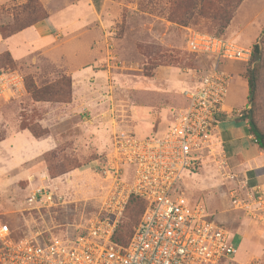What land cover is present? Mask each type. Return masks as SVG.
I'll return each instance as SVG.
<instances>
[{
    "label": "rangeland",
    "instance_id": "374dc122",
    "mask_svg": "<svg viewBox=\"0 0 264 264\" xmlns=\"http://www.w3.org/2000/svg\"><path fill=\"white\" fill-rule=\"evenodd\" d=\"M73 1L54 0L46 9L38 3L48 14ZM19 5H1L0 24L11 23ZM201 5L193 10L192 0H103L81 30L87 37L74 35L78 32L56 35L44 52L18 61L0 59V75L13 72L22 79L0 98V221L13 235L73 239L92 219L103 217L101 196L107 190L99 171L106 165L113 133L162 135L184 104L181 90L193 71L208 67L204 56L187 51V27L252 48L259 45L254 103L247 108L250 103L249 111L264 132V0H240L223 29L209 5L197 7ZM225 67L233 75L237 98L227 104L238 108L245 92L242 75L247 77L250 65L232 61ZM52 92L50 100L35 98ZM22 130L26 133L18 134ZM233 185L235 180L225 178L212 163L185 171L179 183L192 203H203L230 231L238 249L235 259L260 257L259 264H264V250L248 247L240 237L264 221L232 209L228 190ZM38 187L60 202L48 205L34 199ZM141 210V203L126 204L116 227L118 242L132 234Z\"/></svg>",
    "mask_w": 264,
    "mask_h": 264
},
{
    "label": "built area",
    "instance_id": "2783aa9c",
    "mask_svg": "<svg viewBox=\"0 0 264 264\" xmlns=\"http://www.w3.org/2000/svg\"><path fill=\"white\" fill-rule=\"evenodd\" d=\"M186 49L204 56L208 67L195 69L193 84L182 91L184 104L162 135L138 137L114 132L100 176L107 193L97 216L73 239L12 234L0 221V264H259L260 257L235 259L230 231L203 203H192L179 186L185 171L213 164L225 178L232 209L255 222L264 221V190L250 186L232 171L219 136V114H239L227 104L232 73L228 62L247 64L252 47L233 39L187 27ZM0 75V98L22 83L21 77ZM143 200L139 221L126 244L113 241L117 223L130 196ZM33 198L57 205L51 191L38 187ZM60 202V200H59ZM264 262V261H263Z\"/></svg>",
    "mask_w": 264,
    "mask_h": 264
},
{
    "label": "crops",
    "instance_id": "0c3cea01",
    "mask_svg": "<svg viewBox=\"0 0 264 264\" xmlns=\"http://www.w3.org/2000/svg\"><path fill=\"white\" fill-rule=\"evenodd\" d=\"M11 1H17L18 4H22L25 0H0V6L6 5ZM53 2L54 0H41L45 9L50 8ZM98 2H100L102 6L103 0H98ZM99 11L96 10L92 0H74L61 9L49 12L46 18L6 38L0 35V53L7 51L14 61H18L28 54L42 51L44 47L53 42L54 36L56 35H71L78 32V34L74 35L78 37H87L85 34H82L81 30L93 19L94 13L97 14ZM44 51L45 50L42 52ZM192 76L193 73L188 85L182 88L181 95L183 89L193 84ZM242 77L245 89L244 98L240 102L238 108H236L235 105H228L235 110L243 109L248 103V81L244 75H242ZM232 87L233 83L230 81L226 101H237L235 94L232 93ZM218 118L219 136L232 171L239 177L246 178L250 186H258L264 190V151L256 143L254 135L249 132L247 120L240 119L238 114H219ZM24 133H26V130H22L18 134ZM35 141L39 142L37 140ZM40 143L45 142L41 141ZM44 147L47 149L49 145ZM240 237L248 243V247H260L263 251L264 223L254 226L251 233L244 231Z\"/></svg>",
    "mask_w": 264,
    "mask_h": 264
},
{
    "label": "trees",
    "instance_id": "16d2710c",
    "mask_svg": "<svg viewBox=\"0 0 264 264\" xmlns=\"http://www.w3.org/2000/svg\"><path fill=\"white\" fill-rule=\"evenodd\" d=\"M92 1L94 3L96 10L99 11L101 3L98 2V0H92ZM239 1L240 0H237L234 3H231L230 0H192V2L195 4V6L193 7V10L195 8L200 10L204 7V5L197 7L198 3H202V4L204 3L206 5H209L211 13L216 15V16H219V18H220L218 20V25H219L220 29H223L227 26L228 21L231 17V14L235 9V4L239 3ZM39 3H38V0H36L35 3L32 0H27L26 2L20 4L19 5L20 9L16 12L13 11L11 14L12 15V22L7 23V24H0V35L3 38H6V37L10 36L11 34L17 32V31H19V30H21V29H23L29 25H32L39 20L46 18L48 16V14L45 11V9L43 8V6ZM214 35H216V34H214ZM217 36H223V35H217ZM4 57H8V59L10 61H13L10 53L7 51L0 53V59L2 58V60H3ZM259 58H260L259 45L254 44L253 48H252L251 58H250L249 62L247 63V65H250V67L247 69V77H246L247 81H248V97L247 98H248V102L252 101V104L254 103L253 90L255 87V82L257 81V73L256 72H257V67L259 66V62H257V59H259ZM253 63H255L254 67H251V64H253ZM40 91H43V90H39L38 92H40ZM50 94H36L35 98L37 100H40V99L50 100V99H52L54 92H52ZM238 116L240 117V119L247 120L249 132L252 135H254L256 143L264 151V132H262L259 129V127H258V125L254 119L253 114L250 113L247 106L240 110V113L238 114ZM31 130L33 131L34 134L36 133L35 130H33V128H31ZM131 201H136L138 203H141L142 204V210H143L144 203H143V200L141 198L132 195V196H130V198L127 202V205ZM142 210H141V213H142ZM141 213H140V215H141ZM140 215H139V218H140ZM138 221H139V219H138ZM116 232H117V228L114 231L112 239H113V241L120 243L117 241ZM127 240L123 243L126 244Z\"/></svg>",
    "mask_w": 264,
    "mask_h": 264
},
{
    "label": "water",
    "instance_id": "95a60500",
    "mask_svg": "<svg viewBox=\"0 0 264 264\" xmlns=\"http://www.w3.org/2000/svg\"><path fill=\"white\" fill-rule=\"evenodd\" d=\"M250 103H251V102H250ZM250 103L248 104V109H249V110H250V107H251V104H250Z\"/></svg>",
    "mask_w": 264,
    "mask_h": 264
}]
</instances>
